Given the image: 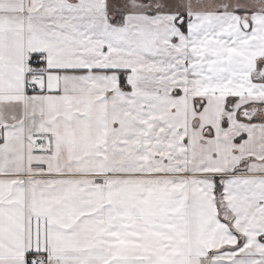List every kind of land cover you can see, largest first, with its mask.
<instances>
[{"label":"snow or ice","instance_id":"snow-or-ice-1","mask_svg":"<svg viewBox=\"0 0 264 264\" xmlns=\"http://www.w3.org/2000/svg\"><path fill=\"white\" fill-rule=\"evenodd\" d=\"M0 264H264V0H0Z\"/></svg>","mask_w":264,"mask_h":264}]
</instances>
